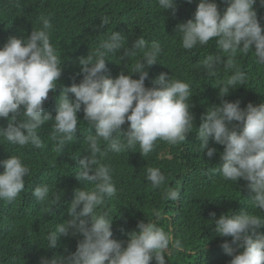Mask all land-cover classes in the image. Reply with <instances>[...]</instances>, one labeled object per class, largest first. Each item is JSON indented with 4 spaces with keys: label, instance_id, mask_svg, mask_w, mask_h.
<instances>
[{
    "label": "clouds",
    "instance_id": "9594fccd",
    "mask_svg": "<svg viewBox=\"0 0 264 264\" xmlns=\"http://www.w3.org/2000/svg\"><path fill=\"white\" fill-rule=\"evenodd\" d=\"M258 2L264 7V0ZM225 3L228 6L221 14L215 0H199L194 17L177 26L181 46L187 52L214 42L218 51L201 62L207 76H214L222 66L233 70L219 87L209 85L196 100L200 106L208 107L196 127V136L192 133L191 139L214 163V167L208 166L206 175L213 177L211 184L217 178L235 184L246 181L252 194L251 207L264 213V102L259 105L247 102L244 108L245 104L233 100L231 94L232 90L244 87L247 79L236 64L237 53L254 54L255 60L250 59L243 68L253 79L264 81V29L254 7L257 0H225ZM157 4L163 11H174L176 0H157ZM40 22V28L30 36H11L0 47V119L8 121L7 127H0V139L19 148L31 145L42 149L40 130L52 122L49 138L62 153L66 145L74 143L80 121L87 123L90 134L85 137L86 155L79 158L78 171L74 173L85 187L75 190L68 208L71 218L59 222L47 234L46 248H55L61 235H79L82 239L75 252L41 257L39 264H171L168 259L174 263L172 250H182L181 241L171 228L165 230L160 225L166 217L159 211L154 212V219L140 221L129 236L121 231V240L112 238L114 215L101 209L108 199L116 196L117 188L111 166L100 161L108 152L119 155L138 147V152L147 157L159 141L170 145L185 142L195 124L190 85L161 73L152 81L155 86L146 87L148 69L163 52L161 44L157 41L149 44L140 36L131 47L128 42L125 47L126 38L112 30L93 51L80 58L83 78L79 84L62 88L53 117L44 112V103L50 92L55 93L61 87L58 81L63 60L51 41V18L41 16ZM109 24L110 19L105 16L99 27ZM121 49L123 59L138 51L143 55L132 64L131 71L127 69L128 74L121 71L115 78L103 75L106 57ZM134 75L139 78L134 79ZM81 111L83 120L78 117ZM126 123L128 129L124 132L121 129ZM92 128L95 134L90 132ZM0 168L3 169L0 201L10 204L25 191L26 177L31 171L21 155L11 153L0 160ZM146 180L159 188L166 177L159 168L149 167ZM88 185H92L91 190ZM32 195L43 203L49 199L50 186L41 183L32 190ZM164 198L177 201L180 192L169 188ZM53 199L57 204L61 196L57 193ZM210 215L216 234L230 237L235 245L231 247L227 240L222 244L231 257L229 264H264V233L258 231L264 227V216L249 211L225 213L218 218L215 213Z\"/></svg>",
    "mask_w": 264,
    "mask_h": 264
},
{
    "label": "trees",
    "instance_id": "16d2710c",
    "mask_svg": "<svg viewBox=\"0 0 264 264\" xmlns=\"http://www.w3.org/2000/svg\"><path fill=\"white\" fill-rule=\"evenodd\" d=\"M199 0H176L175 10L163 11L157 0H0V47L11 36L26 38L33 30L41 26L40 17H50L53 29L51 41L57 54L63 60L62 75L59 78L56 92H50L44 103V112L53 117L56 114L57 98L62 88L79 84L83 78L79 60L93 51L111 31L120 32L131 47L133 41L142 36L149 44L157 41L163 52L159 61L148 69L149 77L146 87H153L152 81L161 73L180 79L191 87V111L195 124L186 141L170 145L159 141L153 152L143 157L137 147L122 154L108 152L101 163L109 164L113 170V181L117 188L115 197L108 199L101 209L113 216V239L121 240L119 235L125 231L129 236L140 221L154 219V212L159 211L166 219L160 225L174 232L181 241L182 250H172L175 264H229V257L222 244L227 240L231 247L230 237L216 234L215 224L211 223V213L218 218L221 214H238L249 211L264 216V213L251 207L249 198L252 195L247 182L240 180L237 184L213 177H207L209 161L206 151L192 142V133L197 132L201 117L207 105L200 106L196 101L206 92L209 85L218 87L232 74V69L220 67L214 76L203 72L201 62L209 54L218 50L214 42L209 45L185 51L181 46V34L177 26L194 17ZM223 14L228 6L225 0H215ZM258 20L264 29V7L258 0L254 5ZM107 16L110 24L99 27L102 18ZM253 51L255 48L253 46ZM124 50L111 54L106 59L105 76L115 78L121 71L128 74L132 64L143 55L141 51L125 59ZM227 56V53L224 54ZM226 57L224 60L226 61ZM250 59L255 60L253 53H237V66L246 73L244 87L231 91L232 99L259 105L264 102V81H257L243 68ZM138 79V75L133 76ZM263 87V88H262ZM219 90V89H218ZM70 98L72 94L69 93ZM247 103V104H248ZM245 104L243 107L247 106ZM241 105V104H240ZM83 120V111L78 113ZM8 121L0 119V127H7ZM51 123L40 130L44 142L42 149L31 145L19 148L0 139V160L7 159L10 153L21 155L30 168L31 174L26 177V188L12 203L0 201V264H39L41 257L52 258L66 256L75 252L82 236H63L55 248H46V236L59 222L70 219L69 205L74 199L76 189H83L85 184L76 180L79 158L86 155L85 137L89 135V126L80 121L76 139L66 145L61 152L49 138ZM197 127V128H196ZM128 129L127 123L122 131ZM95 134V129L90 130ZM211 140V138L209 139ZM101 146L104 142L101 141ZM149 167L159 168L166 181L159 188H154L146 180ZM0 171H3L0 168ZM41 183L50 186L49 199L43 203L35 200L32 190ZM91 190L92 185L87 186ZM169 188L178 189L180 198L169 201L164 198ZM59 194L61 200L53 199ZM90 219V217H86ZM264 233V227L258 230ZM239 251V250H238ZM171 264L173 259H168ZM155 264V263H152Z\"/></svg>",
    "mask_w": 264,
    "mask_h": 264
}]
</instances>
